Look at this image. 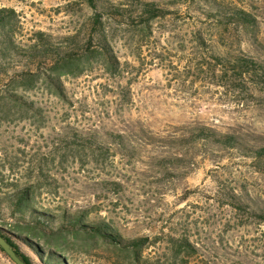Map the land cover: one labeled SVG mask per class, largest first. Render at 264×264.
<instances>
[{
    "label": "rangeland",
    "instance_id": "rangeland-1",
    "mask_svg": "<svg viewBox=\"0 0 264 264\" xmlns=\"http://www.w3.org/2000/svg\"><path fill=\"white\" fill-rule=\"evenodd\" d=\"M222 1L255 16V39L231 29L219 39L193 4L155 21L149 39L115 29L121 71L110 75L91 61L89 72L63 79L66 101L41 84L16 90L42 115L18 108L0 115V194L30 186L42 205L86 210L126 238L186 234L198 247L189 264H264V221L214 196L230 188L258 212L264 176L235 153L179 145L192 128L206 126L264 147V93L225 92L205 69L223 38L232 51L264 60V0ZM0 8L17 14L24 38L65 35L89 16L81 0H0ZM167 253L158 243L151 255L164 262ZM73 255L75 264H109L111 252L93 242ZM0 264L13 263L0 253Z\"/></svg>",
    "mask_w": 264,
    "mask_h": 264
},
{
    "label": "trees",
    "instance_id": "trees-1",
    "mask_svg": "<svg viewBox=\"0 0 264 264\" xmlns=\"http://www.w3.org/2000/svg\"><path fill=\"white\" fill-rule=\"evenodd\" d=\"M81 2L88 8L89 16L62 36L36 31L24 38L17 14L12 9L0 8V115L18 108L25 114L41 116L40 108L16 90L30 92L41 84L50 94L66 101L63 79L89 72L91 61H95L104 73H119L121 65L112 47L117 28L139 30L138 39H149L155 21L193 4L205 23L214 25L219 39L230 29L255 39L257 28L255 16L246 8L222 0ZM194 38L202 43L200 31ZM225 41L223 38L217 42L218 51L213 52L211 62L205 64L214 79L212 84L232 94L251 90L264 93V60L251 58L240 50L232 51ZM199 66L204 67L203 64ZM74 143L79 144V141ZM179 145L220 155L235 153L254 172L264 176V147L249 146L234 134L198 126L192 128ZM181 157L175 156V160ZM214 196L221 197L222 204L242 217L264 221V209L249 212L248 206L232 189L218 188ZM161 235L126 238L108 221L90 220L86 210L69 212L42 205L30 186L0 194V237L24 264H75L73 254L80 253L84 245L93 242H100L109 249V264H189L198 256L197 244L188 235L177 232ZM158 243L168 251L164 254V262L151 255ZM0 253L6 256L1 249ZM155 257L157 260L153 261Z\"/></svg>",
    "mask_w": 264,
    "mask_h": 264
},
{
    "label": "water",
    "instance_id": "water-1",
    "mask_svg": "<svg viewBox=\"0 0 264 264\" xmlns=\"http://www.w3.org/2000/svg\"><path fill=\"white\" fill-rule=\"evenodd\" d=\"M0 249L13 264H24L14 253L11 246L2 237H0Z\"/></svg>",
    "mask_w": 264,
    "mask_h": 264
}]
</instances>
